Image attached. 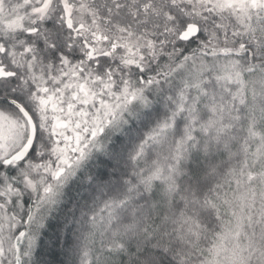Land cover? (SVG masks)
Segmentation results:
<instances>
[{"label":"snow or ice","instance_id":"6c2138e0","mask_svg":"<svg viewBox=\"0 0 264 264\" xmlns=\"http://www.w3.org/2000/svg\"><path fill=\"white\" fill-rule=\"evenodd\" d=\"M0 264H264V0H0Z\"/></svg>","mask_w":264,"mask_h":264}]
</instances>
